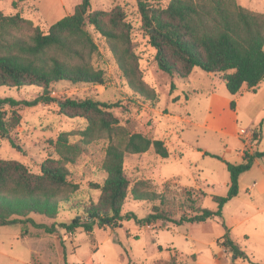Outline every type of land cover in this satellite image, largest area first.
Returning a JSON list of instances; mask_svg holds the SVG:
<instances>
[{"label": "rangeland", "instance_id": "1", "mask_svg": "<svg viewBox=\"0 0 264 264\" xmlns=\"http://www.w3.org/2000/svg\"><path fill=\"white\" fill-rule=\"evenodd\" d=\"M60 1H31L25 5V15L47 30V26L65 14ZM63 1L67 9L81 2ZM238 2L264 12V0ZM116 5L124 8L126 19L132 25L133 46L139 56L143 79L156 90L157 99L149 100L131 89L106 38L90 24L87 28L99 47L92 60L95 66L107 71L108 82L100 85L60 81L51 86V95L93 97L115 104L111 110L124 132H141L162 139L170 152L168 158L157 155L153 149L144 154H127L124 164L127 176L133 182L147 180L157 192L165 191L177 218L185 211L191 214L188 189L193 192L196 205L215 210L217 204L211 194L226 195L229 189L227 162H243L241 154L246 151L264 152V83L256 92L244 85L232 95L221 73H208L198 67L183 78L162 71L155 60L156 49L142 27L137 2L91 0V10L110 11ZM0 8L7 14L16 12L12 0H0ZM41 91L36 86H3L0 96L32 100ZM232 101L235 108L231 106ZM19 111L22 120L17 129L7 136L0 133V158L19 160L33 173H40L45 159L58 158L55 143L61 132H73L71 140L78 141L81 136L77 132L87 125L84 118L63 115L57 102L21 107ZM242 128L251 130L250 136ZM108 142L106 138L95 139L85 145L74 163L68 164L69 179L78 188L71 195L70 203L61 204L58 217L52 219L32 213L34 221L51 225L70 222L74 217L87 220L70 206L98 198L100 191L92 183L101 182L105 177L102 163ZM256 159L253 168L243 175L239 196L227 203L225 217L181 225L161 220L140 224L130 219L117 227L95 224L92 231L80 226L75 232L57 224L53 233L29 222L0 224V264H168L171 259L187 264H264V198L254 196L255 191L249 190L254 181L264 177V156ZM153 204L128 199L123 212L133 211L138 218H144ZM225 236L232 238L249 259L234 256L222 243Z\"/></svg>", "mask_w": 264, "mask_h": 264}, {"label": "trees", "instance_id": "2", "mask_svg": "<svg viewBox=\"0 0 264 264\" xmlns=\"http://www.w3.org/2000/svg\"><path fill=\"white\" fill-rule=\"evenodd\" d=\"M25 1L13 0L12 5L18 9ZM135 1L162 71L183 78L198 67L208 73H221L232 95L244 85L256 92L264 83V12L251 10L238 0H168L164 4L156 3L157 0ZM88 24L106 38L131 89L149 100L157 99L156 90L143 79L139 56L133 46L132 25L121 5L110 11L91 10V0H81L71 14L47 26V30L25 17L21 10L6 14L0 9V87L36 86L42 90L32 100L0 96V133L11 135L21 124L19 109L39 103L57 102L63 115L87 121L86 127L77 132L81 136L78 141L71 140L73 132L58 135L55 143L58 158L45 159L40 173L31 172L19 160L0 158V224L29 222L53 233L57 224L75 232L80 226L92 231L95 224L117 227L130 219L140 224L161 220L181 225L222 217L224 205L239 194L241 174L250 170L264 152L246 151L243 162H227L229 189L226 195L211 194L217 204L215 210L196 205L193 192L188 189L191 214L185 211L175 217L170 206L172 201L165 191H155L144 179L133 182L124 169L127 154H144L153 149L157 155L168 158L170 152L162 139L141 132H124L111 110L113 103L93 97L51 95V86L60 81L100 85L108 82L107 71L93 63L99 47ZM231 106L235 108V101ZM98 138L109 141L102 163L105 177L101 182L92 183L100 194L96 200L78 201L70 206L87 220L74 217L70 222L51 225L34 221L32 213L56 219L61 204L71 202L78 184L69 179L68 164L77 160L85 145ZM128 199L154 204L147 216L138 218L133 211L123 212ZM222 243L234 256L249 259L229 236ZM168 264L187 263L171 259Z\"/></svg>", "mask_w": 264, "mask_h": 264}, {"label": "crops", "instance_id": "3", "mask_svg": "<svg viewBox=\"0 0 264 264\" xmlns=\"http://www.w3.org/2000/svg\"><path fill=\"white\" fill-rule=\"evenodd\" d=\"M31 1H33V2H39V0H26L25 2H23V4H21L20 5V7L17 9V8H15V10H16V12L17 11H19V10H21L22 12H23V15L26 17V15H25V5L27 4V3H30ZM12 2H13V0H12ZM79 3V2H78ZM60 4H61V6H62V8L65 10V14L64 15H62V17H64V16H66V15H68V14H70L72 11H73V9H74V7L76 6V4L74 5V6H71V8L72 9H67L66 8V4H65V2L63 1V0H61L60 1ZM1 9V8H0ZM2 11H4L3 9H1ZM72 10V11H71ZM15 12V13H16ZM4 13H5V11H4ZM7 14V13H6ZM12 14H14V13H12ZM61 17V18H62ZM27 18H29V17H27ZM31 19V18H30ZM33 20V19H32ZM53 24V23H52ZM50 26V25H49ZM242 156H244V153H242L241 154ZM257 161V159H255V162ZM255 162H254V164H255ZM254 166V165H253ZM253 168V167H252ZM245 173V172H244ZM244 173L243 174H241V176H240V182H239V184L242 182V179H243V175H244ZM251 187H250V191L252 192V191H255L254 192V196H258V197H262V198H264V177L263 178H261L260 180H257V181H254L251 185H250ZM239 194H240V191H239ZM239 194L236 196V197H234V198H232L229 202H231L232 200H234L235 198H237L238 196H239ZM229 202H227V203H229ZM227 203L224 205V207H223V217H225L224 215H225V210H226V205H227ZM245 236H248V235H245ZM248 238V237H247Z\"/></svg>", "mask_w": 264, "mask_h": 264}, {"label": "built area", "instance_id": "4", "mask_svg": "<svg viewBox=\"0 0 264 264\" xmlns=\"http://www.w3.org/2000/svg\"><path fill=\"white\" fill-rule=\"evenodd\" d=\"M241 130H242V132H244V133H246V132H247V136H250L251 130H249V131H246V129H245V128H242Z\"/></svg>", "mask_w": 264, "mask_h": 264}]
</instances>
